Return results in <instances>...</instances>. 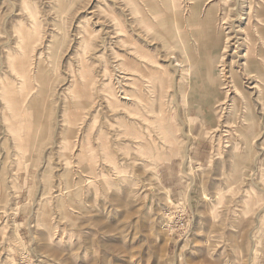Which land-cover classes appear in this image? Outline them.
<instances>
[{
    "label": "rangeland",
    "instance_id": "374dc122",
    "mask_svg": "<svg viewBox=\"0 0 264 264\" xmlns=\"http://www.w3.org/2000/svg\"><path fill=\"white\" fill-rule=\"evenodd\" d=\"M252 44L264 92V0H0V264H264V113L208 77Z\"/></svg>",
    "mask_w": 264,
    "mask_h": 264
},
{
    "label": "bare ground",
    "instance_id": "6f19581e",
    "mask_svg": "<svg viewBox=\"0 0 264 264\" xmlns=\"http://www.w3.org/2000/svg\"><path fill=\"white\" fill-rule=\"evenodd\" d=\"M238 1V0H237ZM245 1V0H244ZM222 2V1H221ZM229 2V1H228ZM244 3V2H243ZM246 3H247V1H246ZM223 4V3H222ZM240 4V6L241 7H243L242 6V3H239ZM239 4H238V6H239ZM248 4V3H247ZM236 6H237V3H236ZM237 6V7H238ZM251 6V5H250ZM195 7V6H194ZM236 7V8H237ZM249 7V6H248ZM230 8H232V7H230ZM235 8V7H234ZM251 9V8H250ZM230 10H228V6L226 7V10H224V17H220V22L222 23V24H224V23H226V21H227V15H228V12H229ZM244 11V10H243ZM242 12V11H241ZM223 13H222V15H223ZM247 14V13H246ZM238 17H237V20H243L244 19V13H240L239 11H238V15H237ZM248 16L250 17V12H248ZM249 17H247V16H245V19L247 18V19H249ZM250 20V19H249ZM203 25H206V26H209V25H211V21H209V19L206 17L205 18V20H204V22H201ZM231 27H234V25L232 24L231 26H230V28ZM234 29V28H233ZM243 29V28H242ZM242 29H240V30H236V29H234L236 32V34L237 35H235L234 37L237 39L236 40V49L238 48V49H241V47L242 46H244L243 45V42H246L247 40H246V38H247V36H245L244 38H240L238 35L239 34H243L244 32V30L242 31ZM202 33H204L203 31H201ZM247 35V34H246ZM228 35L226 34L225 35V40H224V42H223V49H221V51L222 52H224V50H225V48L227 47V45H226V41H227V39H228ZM242 39V40H241ZM241 40V41H240ZM213 43L214 44H217L215 41H213ZM254 44V43H253ZM253 44L252 45H249L248 47L246 46V52L245 53H243V54H241L240 52L238 53H236V56H237V58H238V60H244V61H240L241 62V64H240V76H242V78L243 79H251L252 81L250 82L251 84H253L251 87H249L250 88V90L248 91V96H246L245 94H242L241 92V94L242 95H239V92L237 93L235 90V86L234 85H238L237 83H239V81L240 80H238V79H236L235 78V74H234V72L232 71V69L231 68H229L230 70L228 71V75L226 74V78H223L222 80L220 79H218V77H214V73L213 72H210V71H208V72H206L207 73V75H208V73H209V75H208V77L211 79L210 81H212V80H214V78L216 79V83H217V85H220V86H222V88H224V89H226V92H228L229 94H226V98H224V100L226 101V103H227V101H230V103H228L227 104V107L231 110V111H233V112H235V113H237L238 111H240L241 110V106H242V104H239V102H238V98H239V96H242L241 98H243L244 100H245V106H244V110H245V112H247V115H245V117H244V119H246L247 121H246V123H248V129L249 130H252L253 129V122H251V121H253V120H255V115H254V110L256 109L257 111H260V113H264V92L263 91H260L259 90V84H258V80H256V79H253V78H251V76L253 75H249V72H250V70H252V72H254V69L253 68H251L250 66H249V63H248V60H249V54H248V48L249 49H253L254 47H253ZM54 46V45H53ZM256 46V45H255ZM220 45H217L216 47H214V48H212L210 51H211V53H213V51H216L217 52V54H220L219 52H220ZM216 49V50H215ZM261 49V48H260ZM260 50H258V51H254L255 52V54L257 55V56H263V50L261 49V51L259 52ZM234 59V58H233ZM1 60V59H0ZM256 60V59H255ZM2 61V60H1ZM233 63V62H232ZM233 65V64H232ZM238 65V64H237ZM250 69V70H249ZM248 70H249V72H248ZM256 72H259V74H260V72H261V70H260V68H257L256 69ZM206 73H203V74H205L206 75ZM262 73H263V71H262ZM224 76V75H223ZM247 80V81H248ZM256 82V83H255ZM179 83V82H178ZM261 83V82H260ZM250 84V85H251ZM264 84V83H263ZM249 85V84H248ZM239 86H241V85H239ZM123 93H124V95H123V98L124 99H130L129 98V96H126V95H128V94H126L125 93V91H123ZM234 93V95H232ZM112 96H115V94H113ZM132 95L130 94V97H131ZM238 96V97H237ZM249 98H255V101H256V103L254 104V105H249L248 104V99ZM221 104H224L223 102H221ZM218 105H220V104H218ZM258 105V106H257ZM204 106L206 107V108H209L210 109V107H211V104H209L208 102L206 103V104H204ZM203 106V107H204ZM179 107V106H178ZM203 107L201 106H199V111L198 112H200V113H202L203 112ZM150 108V107H149ZM151 108H153V107H151ZM228 109V110H229ZM144 110V109H143ZM162 110H163V108H162ZM147 112H148V110H147ZM150 112V111H149ZM185 114H186V117L188 118V117H191L190 116V114L186 111L185 112ZM184 119H186V118H184ZM189 119V118H188ZM184 121V120H183ZM195 121V120H194ZM183 123H185V122H183ZM130 125H131V123H130ZM186 136L188 137V135L186 134ZM187 139V138H186ZM228 140V139H227ZM179 141V140H178ZM229 141V140H228ZM71 142V141H70ZM190 144H192L191 142H190V140H187V143H186V147H185V151L186 152H188V149H189V147H191L190 146ZM35 145V144H34ZM156 145V144H155ZM150 148V147H149ZM68 149V148H67ZM235 151V150H234ZM146 157V156H145ZM190 157V156H189ZM185 159H187L188 160V155H187V153H185ZM105 160V159H104ZM260 160V159H259ZM233 161V160H232ZM261 161V160H260ZM187 163V162H186ZM233 163V162H232ZM115 164H116V162H115ZM184 166V165H183ZM264 166V161H261V163H259V162H255L254 164H253V171L254 172H257V175H258V173H260V177L263 179V177H264V174L261 172V169H260V167H263ZM252 167V166H251ZM182 168H184L183 170H184V173H185V175L191 180V184L194 182V177H193V175H192V173H191V171H189L187 168H185V167H182ZM264 168V167H263ZM247 170V169H246ZM263 170V169H262ZM76 171V170H75ZM229 173H231V171L229 172ZM251 173H252V171H251ZM231 174H233V172L231 173ZM243 175H245V174H243ZM253 176V175H252ZM90 177V176H89ZM254 177V176H253ZM252 177V178H253ZM229 178V177H228ZM253 181V180H252ZM240 184H241V182H240ZM256 185H257V183H255ZM262 187V186H261ZM261 187H259L260 189H261V191H262V193L260 192V193H258V197H261V198H258L257 199V201H259L260 202V200H262V199H264V188H261ZM62 193V192H61ZM250 196V195H249ZM251 197V196H250ZM52 198V197H51ZM43 199V198H42ZM53 199V198H52ZM224 199V198H223ZM56 201V200H55ZM252 199H250L249 200V202H247V212L249 213V212H251L254 208H253V206L254 205H252ZM40 202H41V200H40ZM217 204H221V203H219V202H217ZM227 205V204H226ZM259 205V204H258ZM41 209V208H40ZM38 212V211H37ZM247 212H245V213H247ZM259 212H260V210H259ZM257 213V212H256ZM255 213V214H256ZM45 216V215H44ZM214 217H216V218H218L219 217V214H218V212H217V207L215 206L214 207ZM242 217V216H241ZM255 220H256V222L258 223V224H260V225H262L263 224V222H264V216H261L259 213L257 214V216H255ZM221 225V224H220ZM232 225V224H231ZM263 226V225H262ZM264 227V226H263ZM263 227H262V231L264 230L263 229ZM259 228V227H258ZM212 229V228H211ZM245 230V229H244ZM256 231V230H255ZM220 232V231H219ZM250 233V232H249ZM252 233V232H251ZM255 233V232H254ZM244 234V233H243ZM257 234V233H256ZM260 234V233H259ZM19 235V234H18ZM223 235V234H222ZM242 237V236H241ZM240 237V238H241ZM257 236H255V234L254 235H252V239L255 241V244H256V238ZM244 239V238H243ZM155 241V240H154ZM169 242H170V237H168V238H165L164 240H163V242H162V247L164 248H166L168 245H169ZM207 243V242H206ZM254 244V245H255ZM254 245H253V247H254ZM154 248L155 249H157V246H154ZM256 250V249H255ZM254 252V251H253ZM255 254H257V253H255ZM254 254V255H255ZM129 255V254H128ZM257 256V255H256ZM208 257V256H207ZM227 257V256H226ZM250 257V256H249ZM133 259V258H132ZM256 259V258H255ZM210 260V259H209ZM216 261H218V260H216ZM211 262V264H218V263H220V262H215V261H210ZM177 264V263H176ZM221 264V263H220ZM224 264H227V263H224Z\"/></svg>",
    "mask_w": 264,
    "mask_h": 264
}]
</instances>
